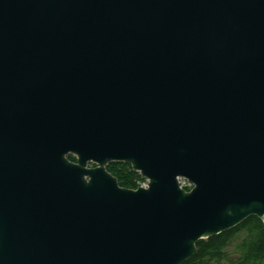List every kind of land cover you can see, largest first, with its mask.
Here are the masks:
<instances>
[{
	"label": "water",
	"instance_id": "obj_1",
	"mask_svg": "<svg viewBox=\"0 0 264 264\" xmlns=\"http://www.w3.org/2000/svg\"><path fill=\"white\" fill-rule=\"evenodd\" d=\"M251 216L264 0H0V264H183Z\"/></svg>",
	"mask_w": 264,
	"mask_h": 264
},
{
	"label": "trees",
	"instance_id": "obj_2",
	"mask_svg": "<svg viewBox=\"0 0 264 264\" xmlns=\"http://www.w3.org/2000/svg\"><path fill=\"white\" fill-rule=\"evenodd\" d=\"M68 158L72 161L76 160L71 154ZM106 169L117 178L118 184L125 188L136 189L141 185L140 181H145L138 172L124 162H111ZM183 188L189 190L191 186L184 185ZM242 229H246L248 233L241 244L247 249L241 251V256L235 264H264V223L255 216L245 219L229 230L207 239H200L196 244L197 253L183 264H211L212 261H221L226 257L225 248L233 236Z\"/></svg>",
	"mask_w": 264,
	"mask_h": 264
},
{
	"label": "rangeland",
	"instance_id": "obj_3",
	"mask_svg": "<svg viewBox=\"0 0 264 264\" xmlns=\"http://www.w3.org/2000/svg\"><path fill=\"white\" fill-rule=\"evenodd\" d=\"M93 165V163H89V166ZM180 182L182 186H191L185 179H180ZM140 183L141 185H146L147 179H145V181H140ZM247 234L248 233L246 229L238 231L231 239L229 245L225 248L226 257L221 261H212L211 264H235V261L241 256V251H245L247 249L241 245L244 239L247 237Z\"/></svg>",
	"mask_w": 264,
	"mask_h": 264
}]
</instances>
